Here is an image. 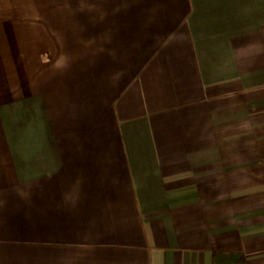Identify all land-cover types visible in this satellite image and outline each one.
Wrapping results in <instances>:
<instances>
[{
    "label": "crops",
    "instance_id": "1",
    "mask_svg": "<svg viewBox=\"0 0 264 264\" xmlns=\"http://www.w3.org/2000/svg\"><path fill=\"white\" fill-rule=\"evenodd\" d=\"M0 264H264V0H0Z\"/></svg>",
    "mask_w": 264,
    "mask_h": 264
}]
</instances>
